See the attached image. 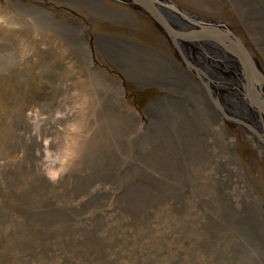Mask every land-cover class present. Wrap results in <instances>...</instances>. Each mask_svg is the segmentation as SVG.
Wrapping results in <instances>:
<instances>
[{"label": "rangeland", "instance_id": "374dc122", "mask_svg": "<svg viewBox=\"0 0 264 264\" xmlns=\"http://www.w3.org/2000/svg\"><path fill=\"white\" fill-rule=\"evenodd\" d=\"M0 1L11 7L0 10V264H93L99 254L81 252L89 241L105 252L119 245L131 264H194L198 252L204 253L198 243L217 256L228 248L226 256L234 260L241 246L235 225L227 224L225 232L216 223L210 226L211 220L223 224L215 220L220 199L214 192L217 197L234 192L240 202L252 198L264 227V148L237 124L209 114L215 125L209 127L207 115L199 148L191 146L189 156L186 150L172 153L176 162L166 157L161 163V154L179 139L171 137L168 125L167 136L150 134V126L159 123H151L154 103L166 95L191 112L203 110L198 78L184 71L164 32L116 0ZM171 1L230 24L264 70V35L243 3ZM49 8L85 24L76 29L72 22L73 31L47 25L38 12ZM81 35L89 38L98 71L119 88L115 99L108 85L90 77L91 56L83 59L87 46ZM103 38L123 43L122 61L101 51ZM165 78L167 87L161 84ZM179 80L187 86L179 85L181 94L174 89ZM115 100L127 111L112 105ZM49 141L54 155L68 145L77 152L56 181L41 163ZM138 187L151 191L150 200L131 208L128 198ZM140 239L155 240L157 248ZM97 264L106 263L99 257Z\"/></svg>", "mask_w": 264, "mask_h": 264}, {"label": "bare ground", "instance_id": "6f19581e", "mask_svg": "<svg viewBox=\"0 0 264 264\" xmlns=\"http://www.w3.org/2000/svg\"><path fill=\"white\" fill-rule=\"evenodd\" d=\"M73 1L86 2V0H73ZM238 1H240L241 3H243L247 7V11L245 10L247 18L253 19L254 21H256L257 22L256 28H257L258 32H260V34L264 35V0H238ZM32 3L35 6L37 4L38 5H40V4L44 5L42 2H39L40 4L36 3V2L35 3L32 2ZM11 5H15L14 2ZM91 6H93V5H91ZM130 6H132L134 8V10L139 12V10L136 7H134L133 5H130ZM9 8H11V7L6 6L3 2L0 1V10L1 11H6ZM15 8L20 9L18 6ZM26 9L29 10L28 8H26ZM40 12H38V15L40 16V18H42L41 21L44 20V22L47 25L62 26V28L65 30H67V28H68V31H69V29L72 30V22H74L73 25L75 27H77L76 29H79L80 26L85 24L81 19L76 20V18H72V16H66L65 14L57 12L56 10H54V8L53 9L49 8V10L41 9ZM67 17H68V19H67ZM70 18H71V21H70ZM207 19H210V18H207ZM210 20H212L214 22L223 23L227 27L230 26V24H228L227 22H223L221 20H219V21L214 20V19H210ZM68 23H71L70 27L66 26V25H68ZM75 27H74V29H75ZM230 28H232V27H230ZM74 34L76 35V33H74ZM81 39H84V44H86V46H87V50H86L87 53H84L85 57L83 56V59L86 61V59L92 55V50L90 47L89 38H87L85 35H81ZM98 43L101 44L99 46L101 51L104 54H106L110 59L122 61V57H124L123 56V50L125 49L121 45L123 43L116 42V41H113L111 39H106V38L101 39L100 42H98ZM183 49H184V51L182 50L181 54L175 50L174 51L175 55L182 57V59H188L194 65L202 68L205 71L206 76H208L207 73L209 72V77L213 80V84L209 85L210 90H211L212 94L216 93V96L219 100L220 105L224 108V110L227 112V114L230 116H233V117L241 118L242 120H245L246 122L251 124L254 128L261 130V128H260L261 122H260V120H258V118L255 116V114L253 112L254 108H252V106H250L244 98L243 87H242V82H241L242 78H241V74L238 70V67L236 65L235 59L233 57H231L223 48H221L218 45L212 43L211 41H207V40H199L196 45L193 44L192 42L184 43ZM87 67L90 68L89 70L92 73L90 75L92 80H94V78H95V80L99 83V85H106V86L108 85L110 87L111 90L108 89V92L111 94V96L109 98H111L112 96L114 97V99H115V97H118V93H119L118 89L119 88H115L116 83L110 82V80L108 79L106 74L98 71L99 68L97 66H95L92 56L90 57V60L87 61ZM184 71H187L188 74L190 73L191 76L194 75L186 67H185ZM184 71H183V75L185 74ZM183 79H185L184 76H183ZM197 80L199 81V87L202 89V93L200 95V100H201L202 104H200L201 105L200 108L203 110L201 112L197 111L196 110L197 108H195V107H194L195 111L191 112L190 110H187L188 108L185 106V104L183 102H179L175 99L168 98L166 95H164V98L162 100L154 103L156 105V107L154 109V112L156 113V115H155V120L151 121V123L153 124V123H156L158 121H159V123L150 126V128H149V129H151L150 134H155V133L157 134L158 133L160 135H166L165 131L168 129V127L165 128V126L168 125L169 129H170L169 134L171 135V137H173V139H175V138L179 139V142L174 144L168 153L161 154V156H162V159L160 158L161 163H163L164 165L167 162V158H170L172 161L176 162V160H174L172 155H170L172 153H175L177 155H181V154L184 155L183 150H186L187 155L189 156L191 146H196V148H199L197 142H199V140H200V139L198 140L199 136L202 137L201 135L203 133H205V131L207 129V128H205V123L208 122V120H209V124H210V120L212 121V123L214 122L212 120V118L209 119V114L216 115L217 119H220V122L226 121V122H229L231 125L236 124V123L230 121L229 119L224 118L222 113H220L214 107L213 103L209 99L206 88L204 87V85L202 84V82L199 79H197ZM179 81H180L179 83H178V81L174 83V85H175L174 89L180 90L179 91L180 93H178V94H181L183 89L187 88V86H184L183 81H181V80H179ZM167 82H168V80H167V78H165V80L161 81V84L166 86L165 83H167ZM180 84H183L184 88L180 87L179 86ZM118 100H119V98H118ZM118 100H115L112 103V105L118 106V108L122 111H127L126 109H124L121 106L120 101H118ZM207 115H208V120L206 118V122H205V117ZM211 125L214 126L215 124L214 123L210 124L209 127ZM219 125L221 126V124H219ZM175 147L180 149V153H178V150H176L177 148H175ZM201 154L202 153H200L199 155H201ZM157 161H158V159H157ZM163 164H162V167H165V166H163ZM172 165H174V164H172ZM202 172H203V170H202ZM169 175H170V173H169ZM218 185H220V183H218ZM224 188L227 189V186L224 185L223 189ZM149 195H151L150 190H147L144 187H138V190H136V191L134 190L132 192V194H130V198H128V200H130V201L133 200V202H131L132 204H130L129 207H131V208L135 207V206L138 208L143 207L144 204H147L148 201L150 200ZM217 196L218 195L216 194V192H214V197L216 198V201H218V199H220V201L218 203L220 208L218 207L219 210L216 211L217 213H215L216 217H217L215 220H217L218 222L222 221L223 224L220 223L221 224L220 225L217 222H215L214 220H211V222L209 221L210 226L212 223H216L220 228L219 230L225 232L228 229L227 224L231 223L232 225H235L234 231L237 234V236L239 237L238 239L241 243V246H239L240 248L238 250V253H237L235 259L231 260L228 256H226L228 254V252H227L228 248L226 250V248L224 247L225 248L224 252L222 254L218 255L219 256L218 257L217 252L214 253L210 250H207L206 247H204V246L200 245V243H198L199 244V246H198L199 250L203 249L204 253L202 254V253L198 252L199 257H198L197 261H195L194 264H229V263L230 264H262L261 257H264V244H263V242H264V239H263L264 238V227L260 222L259 218L261 217V215L257 211L256 203L254 202V200H251L252 198L249 199V197H242L241 202H240V200L238 198L239 195L237 197H235L234 192H233V195H231L230 193H226V195H224V196L223 195L219 196V197H217ZM236 204H239L238 208L236 207ZM233 206H234V208L236 207L238 209V211H237L238 213L236 212V210L232 211L231 208ZM227 231H229V230H227ZM104 232H106V231H104ZM100 233L102 234V232H100ZM216 233H218V232H216ZM227 235H229V234H227ZM160 236H161V234H160ZM101 238H103V237H101ZM153 238H155V236ZM161 238H162V236H161ZM128 241L129 240H127V243H128ZM140 242H143V243L150 242L148 247H151L152 249L157 248L156 244H155V240H153V239L151 241L140 239ZM90 246H91V249H90ZM118 246L115 249H113V251H106L105 252V248L102 244L97 243V241L96 242L89 241L88 243H86V245H83L81 247V252H82V254H85V255L87 253H89L91 255L92 254L91 250L93 249L96 253L99 254V256L97 255L98 260L100 257L102 260H104V262L106 264H131L130 263L131 261H128V258L126 257V251L124 249H122L120 246L119 247ZM194 246L196 247V245H194ZM234 247H235V245H234ZM221 249L223 250V248H221ZM137 250H139V248ZM103 252H105V253H103ZM137 254L139 255V253H137ZM156 254H157V252H156ZM243 254L245 256H248V258L246 260H240L239 259L240 257L243 256ZM113 257L116 258L114 263H112V261H114V260H112ZM156 258H158V257H156ZM226 258H229L230 262L226 263L225 262ZM93 260H94V261H92V262H94L93 264H97V262H98L97 258L96 259L93 258ZM66 264H68V263H66ZM191 264H193V263H191Z\"/></svg>", "mask_w": 264, "mask_h": 264}, {"label": "water", "instance_id": "95a60500", "mask_svg": "<svg viewBox=\"0 0 264 264\" xmlns=\"http://www.w3.org/2000/svg\"><path fill=\"white\" fill-rule=\"evenodd\" d=\"M116 1L136 7L139 13L145 15L157 29L164 32L174 50L180 54L182 50L184 51V43L192 42L196 45L199 40H207L223 48L233 57L241 74L244 98L254 108L253 112L261 122V130L254 128L241 118L228 115L220 105L216 93L212 94L210 90L209 85L213 84V80L209 77V72L206 76L205 71L190 60L180 59L185 67L202 82L210 101L224 118L251 134L254 140L264 148V70L240 36L230 28L231 26L227 27L223 23L194 15L171 0Z\"/></svg>", "mask_w": 264, "mask_h": 264}, {"label": "clouds", "instance_id": "9594fccd", "mask_svg": "<svg viewBox=\"0 0 264 264\" xmlns=\"http://www.w3.org/2000/svg\"><path fill=\"white\" fill-rule=\"evenodd\" d=\"M4 22V17L0 16V23ZM77 159V152L70 146H65L56 155L53 154L51 141L48 142V149L42 156L41 163L44 166V171L47 177L56 181L60 176L66 173L71 165Z\"/></svg>", "mask_w": 264, "mask_h": 264}]
</instances>
